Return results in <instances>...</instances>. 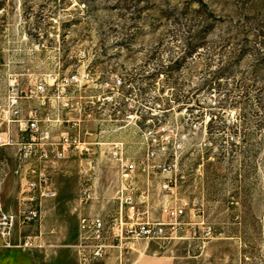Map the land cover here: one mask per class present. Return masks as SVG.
<instances>
[{"label":"rangeland","instance_id":"1","mask_svg":"<svg viewBox=\"0 0 264 264\" xmlns=\"http://www.w3.org/2000/svg\"><path fill=\"white\" fill-rule=\"evenodd\" d=\"M10 82L44 83L43 115L81 145L52 168L41 220L19 228L36 247L0 246V264H264V0H0V98ZM127 195L158 221L188 206L162 238L82 262L79 218L111 220Z\"/></svg>","mask_w":264,"mask_h":264},{"label":"built area","instance_id":"2","mask_svg":"<svg viewBox=\"0 0 264 264\" xmlns=\"http://www.w3.org/2000/svg\"><path fill=\"white\" fill-rule=\"evenodd\" d=\"M46 94L44 83L26 92L10 82L0 98V246L5 249L31 250L36 247L33 236L21 238L19 228L41 220L42 202L58 195L52 182V168L80 149L79 137L68 131L54 132L52 123L62 122L59 115L53 120L49 114L43 115L49 103ZM8 147L14 149L20 184L14 197L17 203L15 211L6 210L2 197L3 183L10 170L4 154ZM93 162V159L88 160L89 165ZM123 166L129 173L135 171L134 164L124 163ZM157 167L171 170L162 165ZM82 176L79 199L81 204H85L93 198L94 186L89 170H83ZM147 198L137 197V201L128 195L121 198L118 212L115 217L111 215V220L101 215H82L79 218V243L76 245L79 259L82 262L99 260L108 248L129 247L130 242L123 240L160 239L165 226H175L188 206L186 200H181L179 205L163 211L167 221H158L151 217Z\"/></svg>","mask_w":264,"mask_h":264},{"label":"trees","instance_id":"3","mask_svg":"<svg viewBox=\"0 0 264 264\" xmlns=\"http://www.w3.org/2000/svg\"><path fill=\"white\" fill-rule=\"evenodd\" d=\"M195 48H197V46H195Z\"/></svg>","mask_w":264,"mask_h":264}]
</instances>
